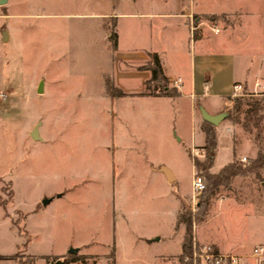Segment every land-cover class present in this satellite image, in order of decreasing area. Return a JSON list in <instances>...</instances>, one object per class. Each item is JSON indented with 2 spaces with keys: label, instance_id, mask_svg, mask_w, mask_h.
<instances>
[{
  "label": "rangeland",
  "instance_id": "1",
  "mask_svg": "<svg viewBox=\"0 0 264 264\" xmlns=\"http://www.w3.org/2000/svg\"><path fill=\"white\" fill-rule=\"evenodd\" d=\"M99 6V0H0V92L7 95L0 99V253L19 250L13 257L24 264H180L184 226L175 230L176 210L192 214L194 240L206 216L196 219L192 199L189 124L177 122L167 97H108L106 22L87 15ZM237 97L249 96H233L217 124L244 121L248 106L242 100L234 110ZM257 117L264 124V107L250 120L254 135ZM259 147L264 151V143ZM227 156L231 151L220 144L216 162ZM161 162L177 173L178 188L157 172ZM45 197L52 198L44 204ZM16 207L24 221L10 229L4 211Z\"/></svg>",
  "mask_w": 264,
  "mask_h": 264
},
{
  "label": "crops",
  "instance_id": "2",
  "mask_svg": "<svg viewBox=\"0 0 264 264\" xmlns=\"http://www.w3.org/2000/svg\"><path fill=\"white\" fill-rule=\"evenodd\" d=\"M99 1V10L87 15L96 20L94 23L106 22L101 38L110 61L108 70L111 75L109 72L107 75L124 92L123 96L107 94L108 97L169 98L177 122L185 120L189 124L187 153L192 144L202 146L204 143L202 109L210 114L224 112L221 119L227 116L224 109L232 105L234 83H242L246 92L264 98V0H250V3L247 0ZM253 3L255 6L252 7ZM189 13L194 14L197 22L193 37L186 17ZM212 27L218 28V32H213ZM2 39H5L4 35ZM231 46L235 47L233 51L229 50ZM152 54L158 56L170 84L180 80L176 87L177 96L141 94L145 92V82L152 75L149 69L141 66L150 60ZM236 119L232 125H215L217 138L211 171H217L233 159L255 157L260 143H264V124L260 138H256L250 128L244 127L243 119ZM198 132L202 134L201 139ZM196 137L199 142H195ZM182 139V136H176L177 142ZM189 141L194 143L189 145ZM220 144L231 151V158L227 156L217 163ZM162 167L166 169L162 170ZM157 172L167 185L178 188L174 169L161 162ZM260 173V178L253 173L236 174L225 187L226 192L215 195L220 187L215 190L208 200L205 218L197 225V244H210L219 252L253 259L250 256L253 246H264V167ZM36 208L38 205L33 211ZM18 210L16 207L11 213L7 209L4 211V216L10 220V229L14 223L17 225L24 221L22 217L25 214L16 215ZM178 213L179 209L176 210L175 221ZM22 235L27 242L28 232ZM161 238L159 234L156 240ZM17 252L19 250L10 254L0 253L6 257L0 261L22 264L13 257ZM22 256L38 259L42 255L23 253Z\"/></svg>",
  "mask_w": 264,
  "mask_h": 264
},
{
  "label": "trees",
  "instance_id": "3",
  "mask_svg": "<svg viewBox=\"0 0 264 264\" xmlns=\"http://www.w3.org/2000/svg\"><path fill=\"white\" fill-rule=\"evenodd\" d=\"M141 68L149 69L151 71V78L145 82V92L141 94H153V95H165V96H177L178 91L176 88L169 90L166 86H161L162 82H167L168 80L163 74L162 66L159 61V58L156 54H152L148 62L141 66ZM152 85L153 89L156 91H150V86ZM105 90L110 96H123L124 92L117 88L110 77L106 76L104 79ZM162 88V90L160 89ZM149 89V90H148ZM161 91H160V90ZM236 99V100H235ZM234 108H238L242 104V100L248 106L245 110L244 127L248 128L249 122L252 119L253 115L257 111L264 107V98L263 97H237L235 98ZM233 121H237L236 117L232 118ZM261 117H257L256 122L253 126H256L257 132L255 133L256 138H260L263 123H260ZM202 129L204 132V143L202 145L204 149V157L201 159L195 157L193 161V166L197 173H199L205 183L203 190L198 192L196 200V219L198 221L202 220L204 215L207 213L208 200L210 194L216 189L220 184L228 185L231 181V178L236 174H245L247 172H254L256 176H259L260 169L264 167V151L258 149L255 157L239 160L233 159L231 162H228L221 166L217 171H211L210 168L213 164V154L214 148L216 146V128L215 125L203 120ZM249 129V128H248ZM192 214L187 213L184 209H181L177 214L175 221V229H178L180 225L184 226V234L181 241V252L179 254L180 264H191V261H184V257H190L192 254L193 248V235H192ZM6 258L0 256V259ZM24 264V262H22Z\"/></svg>",
  "mask_w": 264,
  "mask_h": 264
},
{
  "label": "built area",
  "instance_id": "4",
  "mask_svg": "<svg viewBox=\"0 0 264 264\" xmlns=\"http://www.w3.org/2000/svg\"><path fill=\"white\" fill-rule=\"evenodd\" d=\"M188 19V27L190 31V35L193 37L194 32L197 28V22L195 20V16L193 13H189L186 15ZM213 32L217 33L218 28L212 27ZM175 87L180 85V80L173 81ZM253 94L248 93L244 89V85L242 83H234L232 86V94L231 96H251ZM6 94L0 92V99H5ZM191 161L193 163L195 157L204 155V149L198 148L195 145H191ZM246 157H241L240 160H245ZM194 167V166H193ZM205 187V183L203 181L202 176L196 172L194 169L193 177L191 180V190H192V199L195 200L198 192L203 190ZM250 256L253 258L252 262L246 260L245 257L234 254V253H223L215 250L210 244H197L194 240L192 254L190 257H184V261H191V264H264V246L263 245H255L251 250Z\"/></svg>",
  "mask_w": 264,
  "mask_h": 264
},
{
  "label": "water",
  "instance_id": "5",
  "mask_svg": "<svg viewBox=\"0 0 264 264\" xmlns=\"http://www.w3.org/2000/svg\"><path fill=\"white\" fill-rule=\"evenodd\" d=\"M224 115H225L224 112H218V113H215V114H210L205 109H202V116H203V118L206 121H208V122H210V123H212L214 125H216L219 122V120ZM57 195H60V193H58ZM51 198L52 197H45V198L42 199V202L45 204V203L49 202L51 200ZM77 251H78V248H70L68 250V253H72L73 254V253H76ZM60 262L61 261L57 260L56 262H52L51 264H59Z\"/></svg>",
  "mask_w": 264,
  "mask_h": 264
}]
</instances>
